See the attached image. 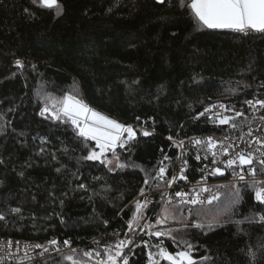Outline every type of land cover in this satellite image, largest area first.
Here are the masks:
<instances>
[{
	"label": "trees",
	"instance_id": "1",
	"mask_svg": "<svg viewBox=\"0 0 264 264\" xmlns=\"http://www.w3.org/2000/svg\"><path fill=\"white\" fill-rule=\"evenodd\" d=\"M59 3L62 11L56 15L55 9L32 0H0V213L6 216L0 221V236L40 244L69 239L79 250L103 253L105 245L116 240L112 233L125 238L144 173L133 167L109 172L98 161H79L95 142L78 137L70 122L41 116L45 97L75 95L132 125L136 138L126 146L130 151L117 152L122 161L151 169L165 153L175 160L177 148L169 136L183 140L227 134L255 122L244 101L264 99V33L197 31L190 10L180 8L177 0ZM214 100L231 102L244 113L234 121L236 129L217 126L207 117L194 119ZM144 130L151 135L143 136ZM41 137L46 145L40 144ZM40 147L48 151L38 154ZM81 183L87 190L78 188ZM231 185L215 188L219 198L211 204L183 206L184 213L213 215L234 192ZM241 194L237 218L264 212L254 190L243 189ZM160 206L157 201L145 217L155 221ZM16 207L21 212L11 214ZM188 217L189 223L202 220ZM227 219L221 216L222 223L211 230H187L194 257L209 256L206 264H250L246 253L255 252L251 264H264V250L257 247L264 242V224L245 222L240 226L244 231L238 232L234 223L223 222ZM134 238L138 243L142 237ZM162 239L170 252L177 250L170 239ZM146 251L142 245L135 248L129 264H147Z\"/></svg>",
	"mask_w": 264,
	"mask_h": 264
},
{
	"label": "snow or ice",
	"instance_id": "2",
	"mask_svg": "<svg viewBox=\"0 0 264 264\" xmlns=\"http://www.w3.org/2000/svg\"><path fill=\"white\" fill-rule=\"evenodd\" d=\"M156 2L163 4L165 0H156ZM32 3L44 9H55L56 15H59L62 11L59 0H32ZM177 3L180 8L190 10L192 18L196 23L195 30L197 31L201 30V28H207L228 29L245 35L249 31L264 33V0H177ZM15 64L18 68H23L20 60H16ZM243 86L245 88L250 87L247 84ZM260 87L264 88V82L261 83ZM244 103L254 110L257 106L260 109H264V100L261 99H246ZM213 108L219 109L218 112L214 113L216 119L213 122L217 125H229L235 129L238 127L237 123L234 122L236 118L244 116L242 111L229 108L221 103L205 107L194 119H198L206 113H211ZM224 112H233L234 115H223ZM89 113L91 114L90 117L88 116ZM40 115L45 116V118L50 116L52 120H58L61 123L70 122L76 130L78 137L83 138L84 141L91 140L95 142V146L86 155L78 158L79 161H98L109 172L126 167L139 168L144 173V187H141L139 190V196L143 197V199H137L134 214L126 221L127 231L124 233L125 238L121 239L119 232L112 233L116 237V240L111 244L105 245L103 253L95 250L71 248L72 242L69 239H65L62 242L63 247H61L60 241L53 238L46 244H31L26 242L23 245L24 255L16 260V264H25V260L31 261L37 257L43 258L45 254H48L49 259H44L42 264H87L88 261L92 260H94V264H129L130 255L134 254L135 248L141 247V245L147 250V264H161L162 261H167L168 264H206L210 259L209 256L199 257V260L194 257L195 246L189 239L188 229L211 230L222 223L220 220L221 216L228 218L223 222L234 223L237 226L238 232L244 231L240 226L245 222L264 224V212H250L242 218H237L239 206L244 199L241 194L243 189L254 190L255 201L260 205H264V179L258 178L264 176V138L257 137L255 140L248 142L249 149H252L253 143L257 145L251 151L246 149L236 151L235 149L239 145L234 146L233 143H224V140L229 139L228 137H224L223 140H214L212 137L204 139L197 137L190 138V142L196 151L195 159L197 161H209V163H205L200 168V171L205 175L197 183L201 184L206 181L208 176H222L226 170H230L234 181L231 185L234 192L227 199L225 205L213 213L211 219L193 220L191 223L188 222V217L184 215L185 208L183 206L211 204L219 197L213 194L206 199H202L203 193L211 191L206 187H199L188 192L181 189L172 194L160 192L163 203L160 206V211L156 214L154 224L148 222L141 224L140 221L146 220L144 215L145 210L152 203L151 198L146 195V190L171 188L174 183L187 180V177L184 175L188 170V159H186L188 149L185 147V142L183 140H173L172 136L167 137V139L173 140V147L180 150L175 160L165 153L157 165H154L151 169H145L135 163L122 161L120 154L117 152V148L130 151L126 146L136 138V130H134L133 126H126L100 115L90 109L75 95H66L62 100L46 96ZM65 117L67 119H64ZM255 118L253 117V119ZM85 119H90L92 123L84 122ZM136 119L139 120L140 117ZM209 119L212 120L211 115ZM259 120L264 123V116H260ZM141 134L149 136L151 132L144 130ZM251 134L250 130L248 135L251 136ZM47 143L48 141L45 138H40L41 145H46ZM84 148L88 149L89 145L85 143ZM58 150L67 151V149ZM230 150L232 154H230ZM47 151L46 147H40L38 154H44ZM161 152L163 153L164 150L161 149ZM109 153L111 156H109ZM201 153L203 154L201 155ZM51 155L53 159H56L55 152L51 153ZM221 157H227V159H221ZM209 158L211 159L209 160ZM177 163L180 165L178 173L175 170ZM257 165H259V169ZM246 166L247 173H245ZM169 169H171L170 177ZM56 170L57 172L61 171L60 168ZM72 175L79 179L78 173H72ZM246 175L252 179L249 181L246 179ZM95 179L100 180L101 177H95ZM236 181L241 182L239 186ZM78 188L87 190V186L83 183L79 184ZM61 203L63 202L61 201ZM20 212L21 209L19 207L10 209L11 214H19ZM201 214L199 211L192 213L191 210H188V216H200ZM5 220L6 216L0 213V221ZM170 223L178 224L180 227L174 228L168 226ZM134 225L135 228L140 229V232L137 233L135 231ZM129 233H133V235L130 236ZM144 235L150 238L155 237L156 242L151 243L150 240L141 238L138 243H134V236L143 237ZM162 238L170 239L173 247L177 250L170 252ZM19 243V241L16 242L18 247ZM94 243L99 244L98 241H94ZM129 245H134V247L129 248ZM257 247L264 250V242L259 243ZM8 248H12V241H8ZM64 248H71V251L65 252ZM35 249H40L41 251L33 255L32 253ZM125 249H128L127 253ZM53 253L58 255L53 256ZM246 254L249 256L251 264L255 259V252H248ZM8 255H14V253L10 251ZM0 264H3L2 259H0Z\"/></svg>",
	"mask_w": 264,
	"mask_h": 264
},
{
	"label": "built area",
	"instance_id": "3",
	"mask_svg": "<svg viewBox=\"0 0 264 264\" xmlns=\"http://www.w3.org/2000/svg\"><path fill=\"white\" fill-rule=\"evenodd\" d=\"M254 99L264 100V99L259 98V97L254 98ZM221 103L226 105L229 108H234L233 104L231 102L221 101V100H214V101L210 102L206 107H209L213 104H221ZM247 107L249 109V115L252 118L256 117L255 122L252 125H249V126L243 128L241 131H238V132H232V133H227V134L209 133V134L198 135L195 137L201 138V139H204L207 137H212L214 140H223L224 137H228L229 139L224 140V143L225 144L233 143L234 146L239 145V147L235 149L236 151H240L241 149H246L248 151H251V150L255 149L257 147V145L253 143L252 149H249L248 148V142L255 140L257 137L264 138V123H262L259 120L260 116H264V109H260L259 106H257V108L255 110L253 108H250L248 105H247ZM218 111H219L218 108H213L211 113H206L204 116H200L199 118H204V117L209 118V116L211 115L212 120L214 121L216 119V116L214 115V113H216ZM237 111H239V110H237ZM223 115L233 116L234 113L233 112H224ZM239 118L240 117L236 118V120ZM217 126H225V125H217ZM250 130L252 133L251 136L248 135V132ZM241 137H242V139H241ZM176 141H178V140H176ZM183 141L185 142V147L188 149V153L186 156V159H188V170L184 173V175L187 177V180L186 181H178L177 183H174L171 188L165 187V188H162L159 190H152V191L146 193V195H148L152 200V203L149 205V207H151L152 205H155L157 203V201H160L161 203H163V201L161 200L160 192H167L169 194H172L175 191H178L181 189L188 192L192 189H198L199 187H206V188L211 190L209 192H205L202 194V199H206L207 197L214 194L213 192H214L215 188L222 186V185L234 183L233 177H232V172L230 170H226L224 175H222V176H220V175L208 176L206 181L202 182L201 184H198L197 182L201 181L202 176L205 175L204 173H202L200 171V168L203 167V165L205 163H209V161H204V160L197 161L195 159L196 151L190 142V138L183 139ZM171 142L173 143V140H171ZM179 151L180 150L177 148V154ZM202 154L203 153H201V155ZM230 154H232L231 150H230ZM210 159L211 158H209V160ZM221 159H227V157H221ZM210 167H211V165H210ZM179 168H180V165L177 163L175 165V170L177 173L179 172ZM257 168L259 169V165H257ZM245 173H247V166L245 168ZM258 178L264 179V176L258 177ZM246 179H248L250 181L252 178L250 176L246 175ZM236 183H237V185H239L241 182L236 181ZM138 199L142 200L143 197H139ZM136 201H137V199L133 202V204H135ZM205 204H208V203H205ZM190 206H198V205H190ZM55 239H57V238H55ZM142 239L149 240L148 236L143 237ZM8 241H12V248L11 249L8 248ZM17 241L20 242L19 247L16 244ZM26 242L31 243V244H35L33 242L22 240V239H12L9 237L0 236V259H2L3 264H16V260L20 257H23V255H24L23 245ZM60 246L63 247V244H60ZM71 248L78 249L79 246H73L71 244ZM71 248H64V251L70 252ZM10 251L13 252L14 255H8V253ZM39 251H41V250L35 249L32 254L35 255V253H37ZM55 255H58V254L53 253V256H55ZM46 257H48V254H45V257H43V258L37 257L36 259L31 260V261L25 260V264H31L33 262L43 260ZM129 261H130V257H129Z\"/></svg>",
	"mask_w": 264,
	"mask_h": 264
},
{
	"label": "rangeland",
	"instance_id": "4",
	"mask_svg": "<svg viewBox=\"0 0 264 264\" xmlns=\"http://www.w3.org/2000/svg\"><path fill=\"white\" fill-rule=\"evenodd\" d=\"M53 98H55L56 100H61V99H59L58 97H53ZM46 115H48V114H46ZM48 118H51L50 116H48ZM253 119V118H252ZM255 120V119H254ZM213 121V120H212ZM126 135V134H125ZM109 156H111V154L109 153ZM162 204V203H161ZM146 211V210H145ZM144 215H145V212H144ZM184 215L185 216H187L188 217V215L187 214H185L184 213ZM200 217H201V219L202 220H209V219H211L212 218V215L211 214H208V215H206V214H203V215H200ZM145 222H148V223H153L154 224V222L155 221H151L150 219H148L147 217H146V220L145 221H140V223L141 224H143V223H145ZM188 222H190V218L188 217ZM168 226H171V227H174V228H178V227H180V225H178V224H175V223H170ZM134 228H135V225H134ZM135 230H136V232L138 233V232H140V229L139 228H135ZM147 235H144L143 237H146ZM141 237V236H140ZM142 237V238H143ZM135 239V238H134ZM141 239V238H140ZM129 247H131V245H129ZM79 250V249H78ZM56 256V255H55ZM46 258H49V257H46ZM46 258H44V259H46ZM87 264H94V260H92V261H88L87 262Z\"/></svg>",
	"mask_w": 264,
	"mask_h": 264
},
{
	"label": "water",
	"instance_id": "5",
	"mask_svg": "<svg viewBox=\"0 0 264 264\" xmlns=\"http://www.w3.org/2000/svg\"><path fill=\"white\" fill-rule=\"evenodd\" d=\"M152 1L156 2V0H152ZM166 1H174V0H165V2H166ZM156 3H157V2H156ZM158 4H159V3H158ZM209 30H211V31H232V30H228V29H209ZM252 32H254V31H252ZM255 33H258V32H255ZM86 105H87L90 109H92L93 111L99 113L100 115L105 116V117H107L108 119L114 120V121H116V122H118V123H122V122H120V121H117V120L113 119L112 117L108 116L107 114H105V113H103V112H101V111H99V110H97V109H95V108H92L90 105H88V104H86ZM90 115H91V114L89 113L88 116L90 117ZM84 122L89 123V124L92 123L90 119H85ZM122 124H123V123H122ZM124 125H125V124H124Z\"/></svg>",
	"mask_w": 264,
	"mask_h": 264
}]
</instances>
